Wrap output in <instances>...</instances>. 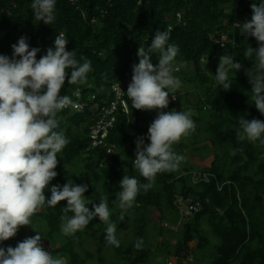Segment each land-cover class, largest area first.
I'll return each instance as SVG.
<instances>
[{
  "label": "trees",
  "instance_id": "obj_1",
  "mask_svg": "<svg viewBox=\"0 0 264 264\" xmlns=\"http://www.w3.org/2000/svg\"><path fill=\"white\" fill-rule=\"evenodd\" d=\"M31 3L0 0V54L11 56V45L27 36L30 47L41 49L39 59L53 45L59 31L64 32L66 49L75 51L81 63L91 61L93 70L84 85L66 80L60 94L77 99L74 93L79 89L81 99L90 106L96 101L110 104L115 96L112 84L127 89L132 66L139 62V47L150 45L157 30H170L169 42L179 47L173 74L189 87L174 93L177 101L170 94L165 111L190 112L195 123V130L172 146L177 155L184 157L180 168L158 173L147 192L141 189L133 207L126 211L133 215L125 217L124 213L128 221L125 225L120 220L121 209L113 211L119 200V181L127 175L136 177L140 184L149 183L133 166L135 140L146 136L156 110L133 109L131 101L129 115L119 110L105 139L115 146L109 153L103 146H90V129L100 119L101 110L63 109L57 116V131H63L70 142L58 154V175L50 185H63L70 179L78 185L87 184L84 195L94 203L107 199L120 246L106 243L107 226L98 217L84 230L65 235L61 225L66 201L55 208H41L31 218L32 227L44 233L42 245L48 239L50 253L54 257L62 254L68 264H87L91 259H98L100 264H120L106 258L104 250L108 247L114 248L122 264H152L157 251L163 254L164 264L171 257L196 261L197 252L204 253L207 264H264V145L241 142L236 136L241 118L264 120L251 104V84L245 71L255 73L253 58H246L244 51L248 45L257 48L258 43L254 37L245 41L237 28L238 23L251 19L254 0H57L52 25L35 20ZM222 55L232 56L241 64L240 70L229 73L228 90L221 89L214 79ZM159 57V53L150 54L153 65ZM95 93L101 94L91 101ZM209 144L212 157L203 167L188 161L185 150L203 151ZM193 173L208 174V179L194 181ZM181 199L189 200V205L199 202L200 209L183 220L177 230L183 219ZM88 207L91 210L92 205ZM156 212L160 222L166 223L161 228L155 227ZM32 227H25L31 231L30 237L37 234ZM156 231L164 240L155 251L149 235ZM25 238L23 231H18L0 246L15 247ZM140 238L143 246L137 249L134 245ZM89 241L96 244V253L86 247ZM57 243L60 245L54 246Z\"/></svg>",
  "mask_w": 264,
  "mask_h": 264
},
{
  "label": "clouds",
  "instance_id": "obj_2",
  "mask_svg": "<svg viewBox=\"0 0 264 264\" xmlns=\"http://www.w3.org/2000/svg\"><path fill=\"white\" fill-rule=\"evenodd\" d=\"M56 4L57 0H32L35 20L52 25L56 20ZM251 9V19L238 23L237 28L245 41L254 37L258 43L257 48L248 45L244 51L246 58H253L255 73L245 71L251 84V104L264 116V0H254ZM169 41L170 30H157L150 45L139 47V62L132 66L126 94L133 109L156 110L157 115L146 136L135 140L133 166L149 183L140 184L136 177L127 175L119 181L121 221L124 213L135 204L141 189L147 192L152 187L158 173L178 170L184 157L177 155L172 146L195 130L190 112L165 111L170 103L169 95L172 99L177 98L174 93L182 87L181 80L173 74L179 47ZM67 44L66 34L59 31L53 45L37 59L41 49L30 47L29 38L21 36L11 45V56L0 54V245L14 237L20 226L32 227L31 218L39 209L55 208L59 202L66 201L61 225L65 235L84 230L98 217L107 226L106 243L120 246L116 224L110 220L107 199L94 203L84 195L88 185H78L70 179L63 185H50L58 175L55 171L58 154L70 142L63 131H57V116L67 107L79 109L69 96L60 94L61 89L66 80L69 84H86L88 74L93 70L91 61H78L76 52L66 49ZM152 53L160 54L159 62L154 65L150 61ZM240 68L241 64L235 62L234 57L222 55L215 72L216 84L223 90L230 89L229 73ZM95 94L99 96L101 93ZM74 95L80 96L79 89ZM85 103L91 110L94 105H100L97 101L91 106ZM122 113L130 114V102L129 112ZM236 136L241 142L258 141L264 145V120L241 118ZM90 146L93 147L92 144ZM193 179L207 180L208 174L193 173ZM45 189L50 195H46ZM88 205H92L91 210ZM69 212L71 216L67 215ZM193 212L196 211L189 208V213ZM41 234L45 237L43 231L37 230L35 236L25 238L15 247L0 246V264H67L65 257H54L44 249ZM142 246L143 239L140 238L134 247L140 249Z\"/></svg>",
  "mask_w": 264,
  "mask_h": 264
},
{
  "label": "rangeland",
  "instance_id": "obj_3",
  "mask_svg": "<svg viewBox=\"0 0 264 264\" xmlns=\"http://www.w3.org/2000/svg\"><path fill=\"white\" fill-rule=\"evenodd\" d=\"M157 59V56L154 58V60H156ZM189 86L188 85H186V84H182V87H181V91L182 92H184V91H186V89L188 88ZM177 97H178V95L177 94H175ZM191 98H193L192 96H191ZM178 100V98H176V101ZM194 114H195V111H194ZM177 153V152H176ZM185 156L188 158V161H190V163H193V164H195V165H197L198 167H203L204 166V163H206L207 161H208V159L207 158H209V157H212V148H211V144H209V148H207L206 150H203V151H200V150H197V152H194V150H193V148H188L187 150H185ZM181 165V164H180ZM180 165H179V168H180ZM119 203H120V201L119 200H117V202L115 203V207H114V209H113V211H115V212H120V208H119ZM188 204H189V200L187 201V200H182L181 199V201H180V208H181V210H182V214H183V219L181 220V222L178 224V227H177V230H179L180 228H181V226H182V222H183V220H185V219H189L190 217L189 216H191V213H189V208H188ZM41 209H39L38 211H40ZM126 214H128V215H133L132 213H127V212H125V217H126ZM154 214H156L155 215V217H156V221H157V223H156V225H155V227H157V228H161V226L162 225H165L166 223H164V224H162L161 222H160V220H159V216H158V214H157V212L156 213H154ZM188 216V217H187ZM124 217V224L125 225H128V221H127V219ZM203 224H204V226H207V221H204L203 222ZM27 225H24V226H20L19 227V230L18 231H23V236L24 237H30L31 236V231L30 230H28V229H26L25 227H26ZM159 231H156V233L152 236V235H149V238H151L152 239V243H153V245L155 246L154 247V250L156 251L157 249V247H160L161 246V244H162V241L164 240V236L163 235H161L160 233H158ZM166 236L167 237H169L170 238V234L169 233H167L166 234ZM130 238V237H129ZM213 240H215V237H213ZM126 239L125 240H123V241H121V243L123 244H125L126 243ZM194 243H192V245H193ZM60 245V243H57V244H55L54 246H56V247H58ZM43 247H44V249L45 250H48L49 252H50V243H49V241H48V239H46L45 240V243L43 244ZM88 249H90V250H92L93 252H97V247H96V244L93 242V241H89L88 243H87V246H86ZM213 248H215V243L213 244ZM155 253H158L157 254V256H156V258H155V256H153V261H152V264H164L163 263V254L162 253H159L158 251L157 252H155ZM154 253V254H155ZM104 255L106 256V258H108L109 260H112V261H115V262H117V263H120V264H122L123 263V261H121L122 259L121 258H119L118 257V255L116 254V252L114 251V248H106L105 250H104ZM197 255V259L198 260H194L193 259V261L191 260V259H189V260H186V259H183V258H181L182 260H180V261H178L175 257H171L169 260H168V264H207L208 262H206V261H204L203 260V258H204V253L203 252H197L196 254H195V256ZM83 256H84V258L86 257V255L84 254V252H83ZM56 257H65V256H63L62 254H58ZM67 260V259H66ZM199 261V262H198ZM67 264H68V262H67ZM87 264H100V261H98V259H91V260H88L87 261Z\"/></svg>",
  "mask_w": 264,
  "mask_h": 264
},
{
  "label": "built area",
  "instance_id": "obj_4",
  "mask_svg": "<svg viewBox=\"0 0 264 264\" xmlns=\"http://www.w3.org/2000/svg\"><path fill=\"white\" fill-rule=\"evenodd\" d=\"M225 38V36H223ZM219 42L221 41L220 39L218 40ZM111 91L114 93V98L110 100V104L107 102L104 104L100 105H94L92 107L93 109H99L101 110L102 114L100 119L97 120V122L92 126L91 132H90V139H91V144L93 147H99V146H105L107 147V151L109 153L113 152L115 146L114 144L107 143L105 141L109 131L114 127L116 123V114L119 110H122L125 113L129 112V102L130 99L128 98L126 91L123 86L119 84H114L111 87ZM99 96L97 94H94L92 96V100L95 101ZM71 98V97H70ZM72 99V98H71ZM75 103L79 105V109L77 110H83L87 107V103L81 99V92L80 96L77 97V99H72ZM173 100H176L173 99ZM69 108V107H67ZM72 108V107H71ZM204 178H207V175L204 176ZM195 179H198V176L195 175ZM199 203H192L190 205V211H197L199 209Z\"/></svg>",
  "mask_w": 264,
  "mask_h": 264
}]
</instances>
